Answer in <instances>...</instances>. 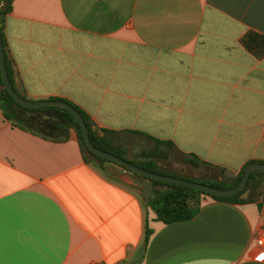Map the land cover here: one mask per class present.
<instances>
[{"label": "crops", "instance_id": "0c3cea01", "mask_svg": "<svg viewBox=\"0 0 264 264\" xmlns=\"http://www.w3.org/2000/svg\"><path fill=\"white\" fill-rule=\"evenodd\" d=\"M0 27L19 95L78 106L122 158L194 180L264 161V54L241 43L264 37V0H11ZM33 120L0 112V264H264L263 176L244 203L201 196L163 224L145 201L165 184L96 163L64 119Z\"/></svg>", "mask_w": 264, "mask_h": 264}, {"label": "trees", "instance_id": "16d2710c", "mask_svg": "<svg viewBox=\"0 0 264 264\" xmlns=\"http://www.w3.org/2000/svg\"><path fill=\"white\" fill-rule=\"evenodd\" d=\"M10 1L11 0H0V24L2 22L3 15L6 12H8L10 9ZM0 37H1L2 47L4 48L5 46H4L3 36L1 33V27H0ZM241 43L247 51H249L255 56H261L262 54H264V37L254 32L246 33V35L241 39ZM4 64H5L9 83L11 84L13 90L19 95V93L17 92V89L15 88V83L12 77L11 66H10V63L5 53H4ZM48 99H59V98L48 97ZM61 100L68 102L74 109L78 111V113L82 117L87 127L89 140L95 147L121 157V153L117 152L116 150L111 148L107 143L101 140H98L94 136L90 128V121L88 119V116L82 109H80L78 106L72 104L71 102L67 100H64V99H61ZM38 109L39 108H33V109H29V111L33 112ZM58 109L63 119L66 121V123L69 124L73 128L80 149L84 150V145H83V141L81 138V134H80V130H79L77 122L67 110L63 108H59V107ZM22 110H23V107L16 104L11 99V97L8 95L0 79V112L2 116L5 119H15V121H17L18 124H30V125L37 124L33 120L32 117L25 116L22 113ZM155 141L160 142L158 140H155ZM92 159L100 163L105 162V161L107 162L106 159L99 157L97 155H93ZM184 160L186 163L194 167H198V168H201V167L210 168L211 167L210 164L198 160V158L195 155L190 154V153L185 154ZM254 162H259V163L264 164V161L249 160L241 166V168L238 170V172L234 176L228 178L227 180L224 179L223 177L221 178V180H208V179L194 180L188 177H182V176H178L175 174L166 173L160 169H157L150 162H147V163L134 162L133 164L145 170L151 171V172L160 173V174H168V175H171L177 178H183L189 181H195V182L206 184V185H209L215 188L228 189V188L234 187L237 184V182L239 181L243 173L244 168L248 164H251ZM256 176L264 177V172L258 171V170L251 171L247 176L244 187L240 191H238L236 194L229 195V196H215V195L205 193L203 191L191 189V188L181 186L178 184L163 183L161 181L152 180L150 178L144 177L154 185H162V184L167 185L166 189L154 190L151 193V195H149L146 198L145 205L148 208V210L152 212L153 220L158 221L160 223L167 224V223L177 222V221H186V220L191 219L198 211L201 196H207L210 199H213L216 201H222V202L234 203V204H241V203L248 201L249 197L240 199L239 195L246 188H248L249 191H252L256 187V182H255ZM150 234H151V229L148 227L147 222L145 220L144 226H143V238H142V249L143 250L145 249L147 245Z\"/></svg>", "mask_w": 264, "mask_h": 264}, {"label": "water", "instance_id": "95a60500", "mask_svg": "<svg viewBox=\"0 0 264 264\" xmlns=\"http://www.w3.org/2000/svg\"><path fill=\"white\" fill-rule=\"evenodd\" d=\"M4 49L5 48L2 47L1 37H0V79L2 81L3 87L5 88L8 95L11 97V99L16 104L23 107L22 111L27 116L33 115V113L29 111V109H33V108L59 107V108H63L65 110H67L73 116V118L75 119V121L78 124L80 134H81V138H82L83 145H84V152L90 158H92L93 155H97L99 157L106 159L108 162L116 164V165L124 168L125 170L131 171L137 175L147 177V178H150L152 180L161 181L163 183L178 184V185L185 186V187H188L191 189L203 191L205 193L215 195V196H229V195L236 194L238 191H240L244 187L247 176L251 171L258 170V171L264 172V164L263 163L254 162V163L248 164L244 168L243 173H242L239 181L237 182V184L234 187L228 188V189H220V188H215V187H212V186H209L206 184L198 183L195 181H189V180H186L183 178H177V177H174V176H171L168 174H160V173L151 172V171H148V170H145L143 168L136 166L135 164L130 162L127 158H122V157L114 155L113 153L98 149L97 147H95L90 142L89 137H88V130H87V127H86L82 117L80 116L78 111L76 109H74L68 102L63 101L61 99L28 100V99H24V98L20 97L13 90L11 84L9 83L7 73H6L5 64H4V53L8 58L7 52ZM11 67H12L13 81L15 84H18L16 71H15L13 66H11ZM96 163H98V161H96ZM105 169L107 171H109L108 166H105ZM165 187H167L166 184H165ZM247 193H248V188H246L242 191V193L239 195V198L240 199L246 198Z\"/></svg>", "mask_w": 264, "mask_h": 264}, {"label": "flooded vegetation", "instance_id": "af4514ba", "mask_svg": "<svg viewBox=\"0 0 264 264\" xmlns=\"http://www.w3.org/2000/svg\"><path fill=\"white\" fill-rule=\"evenodd\" d=\"M32 117L36 121H40L44 124H59V122L63 119L61 114H59L56 111L52 110H45V109H39L37 111L32 112ZM42 115H47V118L43 120Z\"/></svg>", "mask_w": 264, "mask_h": 264}, {"label": "rangeland", "instance_id": "374dc122", "mask_svg": "<svg viewBox=\"0 0 264 264\" xmlns=\"http://www.w3.org/2000/svg\"><path fill=\"white\" fill-rule=\"evenodd\" d=\"M24 99H25V98H24ZM48 108H52V109H54V110H56V111H59L58 107H48ZM192 170H193V168H189V167H187V169H186L185 171H181V170H178V171H179V173H180L181 175L191 176L192 173H191L190 171H192ZM176 172H177V170H176ZM194 175H195V177L198 178V179H208V178H209V177H207V176H203V175L201 174V170L196 171V174H194ZM208 180H210V178H209Z\"/></svg>", "mask_w": 264, "mask_h": 264}, {"label": "built area", "instance_id": "2783aa9c", "mask_svg": "<svg viewBox=\"0 0 264 264\" xmlns=\"http://www.w3.org/2000/svg\"><path fill=\"white\" fill-rule=\"evenodd\" d=\"M256 245H257L258 247L264 245V235H261L259 238L256 239ZM258 251H259V250H258ZM258 251H257V252H258Z\"/></svg>", "mask_w": 264, "mask_h": 264}]
</instances>
